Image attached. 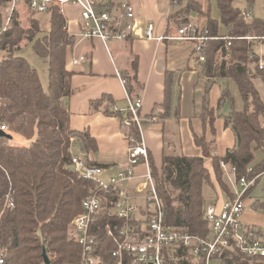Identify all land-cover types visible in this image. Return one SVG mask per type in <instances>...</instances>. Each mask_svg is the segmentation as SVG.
<instances>
[{"label": "trees", "instance_id": "1", "mask_svg": "<svg viewBox=\"0 0 264 264\" xmlns=\"http://www.w3.org/2000/svg\"><path fill=\"white\" fill-rule=\"evenodd\" d=\"M236 1L217 0L220 21L209 15L208 24L203 29L210 37L204 50L207 77L234 80L244 101L242 110L233 109L225 116V124L231 125L234 131L235 146L223 156L216 153V115L208 111L206 102L202 117L204 120L206 116L210 117L211 138L205 134H194L203 156L164 154L162 166L158 167L149 155L167 223L195 234H208L203 187L212 182L205 165L206 158H211L218 184L227 196H231V191L220 166L221 160L236 165L240 174L248 166L254 167V173L264 171V122L260 118L264 116V102L253 83L250 64L254 63L256 77L263 84L264 68H259L258 57L251 59L253 52L259 56V52L251 47L254 40L245 38L264 36V17L242 20L234 6ZM242 1L253 9L254 0ZM9 2L0 0V29L8 15ZM50 12V26L46 31L39 22L26 31L18 11H15L7 30L0 35V45L8 51V55L0 60V124L7 123L9 132H18L27 141L16 142L13 134L0 136V245L6 248L5 264H45L44 247L50 264H78L82 250L70 237V223L82 211L83 200L95 190L93 182L80 177L71 167L72 137L81 143L82 149H97L96 140L89 132L71 128L65 103L73 93V71L66 65L76 39L68 31L67 19L60 8L54 6ZM220 24L227 28L226 34H220ZM31 33L39 34V37L35 39ZM24 37L33 42L41 59L48 60L47 88H44L37 69L29 60L16 54L18 47H14ZM171 77L172 72H168L165 104L171 98ZM228 95L232 103L233 97L226 89L223 96ZM107 98L106 95L103 100ZM93 105H98V102H93ZM111 108L106 110L109 115L119 114ZM130 134L136 136L137 128L133 127ZM257 154L261 155L259 160L256 159ZM169 185L178 190L176 195ZM9 189L14 190L16 207L3 211ZM254 204L264 209V200L258 199ZM107 225L111 226L114 237L107 233ZM123 225L124 220L117 215L98 217L92 228V233L99 240L95 264H115V236H119Z\"/></svg>", "mask_w": 264, "mask_h": 264}, {"label": "built area", "instance_id": "2", "mask_svg": "<svg viewBox=\"0 0 264 264\" xmlns=\"http://www.w3.org/2000/svg\"><path fill=\"white\" fill-rule=\"evenodd\" d=\"M68 5L79 9V30L72 34L76 39L74 48L78 43L94 38L107 44L111 40H126L140 35L137 29L139 17L131 0H10L0 35L7 30L12 15L20 8L33 15H50L51 8L58 6L65 15ZM234 6L242 20L249 21L254 17L244 1L238 0ZM154 30V23H148L142 37L149 40L193 41L195 47L191 60L205 71L207 58L204 50L210 39L207 30H200L193 22L182 25L177 35L156 37ZM245 38L264 43V36ZM250 56L251 59L258 57L256 62L259 68H264L262 52H259V56L253 52ZM87 61V54H79L72 57L71 63L81 65ZM118 76L128 90L127 78L121 72H118ZM142 104V98H133L128 92L125 108L113 106L114 111L124 113V126L137 128V135L129 137L125 165H101L87 152L71 150V167L80 177L95 185L94 192L83 200L82 211L70 223V237L82 250L78 264H95L98 261L99 240L92 233V228L101 215H117L124 220L119 236H115V264H264V230L244 224L241 220V214L246 210V193L263 177L264 172L254 173V167L248 166L240 174L236 165L221 160L220 166L230 185L231 196L222 199L219 194L217 200L206 203L204 216L208 234H195L169 225L149 164L148 147L142 138L144 120L152 121L153 117H142ZM0 130L9 132L8 124H0ZM74 139H70L71 145ZM142 163L147 165V173L131 189L127 184L138 176L136 169ZM111 172L114 173L106 178ZM13 194L14 190L9 189L3 211L16 207ZM138 220L141 222L137 223ZM106 231L114 237L110 225H107ZM5 260L6 248L0 245V264H5Z\"/></svg>", "mask_w": 264, "mask_h": 264}, {"label": "crops", "instance_id": "3", "mask_svg": "<svg viewBox=\"0 0 264 264\" xmlns=\"http://www.w3.org/2000/svg\"><path fill=\"white\" fill-rule=\"evenodd\" d=\"M131 1L139 17L137 29L141 36L111 40L107 44L98 38L84 40L75 48L73 46L69 54L66 67L73 71V93L65 103L71 128L87 131L96 140L97 149L86 150L96 163L125 165L133 127L122 124L124 113L109 115L106 110L113 109V105L125 108L128 92L131 91L129 94L133 98H142V117H153L152 121L144 120L142 138L150 157L161 167L164 154L203 156L202 148L195 143L194 134H205L208 139L211 138L210 117L206 116V120L202 117L207 102L208 111L216 115L215 151L223 156L236 143L231 125L225 124V116L233 111L230 97L223 96L226 89L231 94L232 79H209L203 67L191 60L195 47L193 41L142 37L148 23H154L156 37L177 35L178 29L188 22L203 30L209 15L220 21L217 0ZM78 13L76 6L65 7L67 28L71 34L79 30ZM219 31L226 34L227 28L220 24ZM79 54H87L89 61L73 65L72 57ZM118 72L127 78L130 91L122 85ZM168 72H172L171 98L165 104ZM106 95L109 98L103 100ZM93 102H98V105H93ZM260 158L257 156L256 159ZM208 163L212 165L211 158H206L205 165ZM147 170V165L140 164L136 169L138 176L127 186L133 189ZM225 197L222 195V199Z\"/></svg>", "mask_w": 264, "mask_h": 264}, {"label": "rangeland", "instance_id": "4", "mask_svg": "<svg viewBox=\"0 0 264 264\" xmlns=\"http://www.w3.org/2000/svg\"><path fill=\"white\" fill-rule=\"evenodd\" d=\"M252 11H253L254 16H256L257 18H263L264 17V0H254ZM18 14H19V19L21 21L22 27L26 31H28L30 27H34L39 23H41V27L45 31L50 26V19L48 18L49 17L48 14L33 15V14H30L28 10H26L25 8H20V10L18 11ZM71 16L72 15H69V17ZM32 34L33 33H31L30 35ZM33 36L36 39L39 37V34H33ZM33 45L34 44L32 41L24 37L20 41L18 46L14 47V49L18 47V49L16 50V54L25 56L29 60V62L37 69L44 88H47L48 80H49L48 79V60L41 59L36 54ZM251 47L252 49H254V51L257 50L258 52H262L264 54V43H261L258 40H254L252 42ZM7 55H8L7 49L2 48L0 45V60L6 57ZM250 69H251L250 70L251 74L254 75L253 83L255 87L259 89L260 95L262 97V101L264 102V84L259 77H256L257 72L255 70L254 63L250 64ZM230 85H231V88H230L231 94L234 97L233 102L230 104L231 108L235 109L236 111H240L244 108V101L240 93L239 87L234 80H231ZM251 108H253V106H251ZM260 118L264 122V116H261ZM10 131L11 132H7V133L13 134L16 142H26L27 143V141L21 134H19L18 132L12 131V130ZM80 145L81 143H79L77 139H74V142L71 145V150L73 151L82 150L83 152H87L85 149H81L82 147ZM257 156L258 158H260L261 155H257ZM210 166H213V165H209L208 163L206 167L208 168L212 183L211 185L205 184L203 187L204 195H205V200H204L205 205L208 201L217 200L219 197V194L227 196L218 184L214 168L211 167V170H209ZM261 172H264V171H261ZM112 173L114 172L107 174L105 177L107 178V176L111 175ZM258 180L259 182L257 183ZM258 180L256 181L257 184L255 183L256 185L253 188L252 192L248 194L250 189L252 188L251 186L246 193V210L241 214V220L244 224L264 230V209L259 208V207L257 208V205L254 204L255 201L258 199L262 201L264 200V175ZM136 182L137 181H135V183ZM169 186L173 190V193L176 195L178 193V190L173 189L171 185Z\"/></svg>", "mask_w": 264, "mask_h": 264}, {"label": "water", "instance_id": "5", "mask_svg": "<svg viewBox=\"0 0 264 264\" xmlns=\"http://www.w3.org/2000/svg\"><path fill=\"white\" fill-rule=\"evenodd\" d=\"M8 135L10 136L9 133L0 130V136H8ZM42 255H43L44 263H45V264H50V263H51V260H50V258H49V256H48V253H47V250H46L45 247L43 248Z\"/></svg>", "mask_w": 264, "mask_h": 264}]
</instances>
